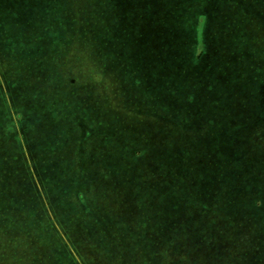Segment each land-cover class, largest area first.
Segmentation results:
<instances>
[{"label": "trees", "instance_id": "1", "mask_svg": "<svg viewBox=\"0 0 264 264\" xmlns=\"http://www.w3.org/2000/svg\"><path fill=\"white\" fill-rule=\"evenodd\" d=\"M79 1L56 0L64 11L59 6L55 9L63 16L51 19L48 1L38 0L39 10L47 12H40L41 19L29 29L18 15L20 10L15 4L20 3L0 0V264H238L234 261H243L244 253L238 252L243 251L241 246L253 242L251 249H258L260 243L264 244V236L258 232L264 230V75L260 74L259 78L263 88L257 96L261 100L256 112H252L254 105H250L255 96L244 100L248 91L218 85L230 58H236V64L246 70L244 61L252 53L245 51L251 45L252 35L219 19L224 26L218 30L228 33L226 38L230 35L223 42L232 43L215 46L211 40L216 32L211 33L207 23L202 28L204 16L214 26L212 14L202 8L193 12L191 5L184 6L173 0H147L146 4L137 6V0ZM259 10L264 8L251 7L248 13ZM65 17L67 22L63 23ZM62 25L66 26L62 28ZM39 26L44 29H38ZM235 34H238L237 40ZM146 50L151 55L164 52L172 56L168 62L170 69L163 70L162 62L151 68L153 73L147 79L152 94L160 99L165 95L171 109L177 106L184 116L180 125L176 116L167 123L171 134H182L177 135L176 148L171 147L174 134L164 143L161 154L166 156L161 163L165 167H180L185 156L200 155L204 146L198 131L208 127V118L213 122L209 125V143L213 150L207 152L203 165L213 167L214 180L208 181L212 172L204 170L203 180L196 178L194 182L197 191L183 173L184 201L180 208L170 209L168 205L163 208L165 220L158 222L163 225L164 236H153L152 240L143 231L129 226L133 219L142 220L135 214L134 218L126 212L115 219L101 214L87 217L88 210L94 208L99 212V209L94 201L89 204L90 190L79 185L85 168L81 154H73V161L64 154L70 134L66 137L60 134L53 140L42 139L39 143L32 136L30 122L32 116H41L43 111L52 116L53 103L50 101L45 108L43 92L51 81L65 89L72 88L71 98L77 97L79 90L89 103L96 102L93 84L97 79L91 74L96 68L89 67L86 71L84 62L94 59L99 66L109 64L107 70L124 87L128 74L144 69L140 65L133 67L134 61L128 60L138 58ZM204 61L211 62L198 81L189 74L196 64ZM213 63L216 64L214 73ZM261 68L263 71L264 65ZM161 78L165 79L162 84ZM211 79L216 84L214 90L204 88L197 92L193 88L199 82L211 84ZM134 87V92L139 94L140 85ZM160 88L164 90L159 91ZM208 92L216 104L213 117L211 112L204 113V108L192 122V106L209 104ZM127 96L129 100L139 101ZM239 99L246 102L236 111L235 101ZM181 102L183 106L179 107ZM241 110L245 116L230 120L231 115ZM11 135L16 137L15 143ZM86 135H94L88 127ZM251 137L255 142L249 141ZM87 181L92 195L100 197L102 192L91 186L88 171ZM70 188L75 190L72 192ZM66 194L71 197L72 211L66 209L67 204L63 205ZM204 197H210L215 205L228 203L229 216L222 219L217 212L208 221V216L202 213L208 206L195 208L193 205L194 199ZM243 198L248 200L238 206V200ZM153 202L157 207L161 199ZM136 212L142 215L135 207ZM181 212L193 224L192 229L181 231L183 244L176 241L177 218ZM248 212L253 215L249 216Z\"/></svg>", "mask_w": 264, "mask_h": 264}, {"label": "rangeland", "instance_id": "2", "mask_svg": "<svg viewBox=\"0 0 264 264\" xmlns=\"http://www.w3.org/2000/svg\"><path fill=\"white\" fill-rule=\"evenodd\" d=\"M27 1L28 0H15L16 3H20V5H15L19 8L18 10H20V14L18 13V15L21 16V19H24L21 21L23 22L22 24L32 29L30 26L36 24L41 19L40 12L44 13L47 11L39 10L37 4L38 0H35L33 4H29ZM47 1L53 14L51 19L59 15L62 17L63 14L61 12L64 11V9L60 8L56 0ZM71 1L72 0H67L68 3H72ZM176 1L184 6L191 5L193 12L202 8L205 9V11L208 10L209 13L212 14L214 26H212V20L207 22L208 17L204 16L202 18V28L203 25L205 27L207 23L210 32H216L211 40L215 46L221 43H232L231 41L223 42L230 39V35L226 38L228 33H223V30H218V28L224 26L219 19H223L225 23H230L234 27H241L247 35H252L250 39L251 45L247 47L245 51V53H247V50H249L252 53V57L244 61L246 70L241 69L242 67L236 64V58H230V60H228L229 62H224L226 63L225 73L224 75L222 74V82L218 86L221 88H241L248 91L245 94L244 100L255 96V99L252 100L253 102L250 105H254L252 112H256L261 100V96H257L261 94V89L263 88V85L260 83L261 79L259 78H261L260 74L264 75V70L262 71L261 68V65H264V11L259 10L256 11L257 13H248V11H251V7L264 8V0H240L238 3H236L235 0H226L225 5L222 4L224 0H173L175 3ZM201 1L203 2L201 3ZM146 2L147 0H137L135 6L138 4H146ZM78 3L81 2L78 0ZM240 4L245 5L240 6ZM56 7H58L61 12L57 11L55 9ZM72 11L75 12L74 9H72ZM195 16V20H197L198 15ZM147 19L148 17L145 18L144 21ZM65 22H67L66 17L63 19V23ZM119 22H121V20H119ZM64 26L66 25H62V28ZM42 28V26H39L38 29ZM235 37V40H237L238 34H235ZM137 56L138 58L135 59L138 60V62H136L135 59H129L128 61H134L132 63L133 67L134 65L135 67L140 65L144 69L137 74L131 73V76L128 74L125 79L127 86L124 87L123 84L119 83L118 78L116 76L112 77L107 70L109 64H101V66H99L97 61V64H95L94 59L84 62L86 71L90 70L89 67L96 68L94 73H91L97 79L96 83L93 84L96 86L95 90L98 98L96 102L89 103V100L84 97L79 90H76L77 97L71 98L73 97L71 95L72 88L65 89L63 85L51 81L48 86L43 88V92L47 104L45 108H48L50 101L53 103L52 116L45 114V111H43L41 116H32L30 122L32 136L39 143L42 142V139L45 141L47 139L53 140L59 137L60 134L63 137H66L67 133L70 134V142L66 145L64 154H66L65 156L69 161H73L71 157L73 154L76 155L77 153L79 156L81 154L80 160L84 163L83 165L85 168L84 172L82 171L80 175L79 185L90 190L91 196L89 198V204L94 201L99 209V212H96L93 208L92 210H94V213L92 210H88L86 214L87 217H97L101 214L104 218L110 217L115 219V217H119L120 215L124 216V212H126V214H130L131 217L134 218L135 214L141 217L142 220L139 219L137 221L133 219L129 226L133 227L135 231H143L147 235L146 238L152 240L153 236L159 238H163L164 236L163 225L159 223H163L165 220V211L163 208H165L166 205H168L170 209H175L177 206L180 208L184 201L183 194L185 192V187L181 182V175L183 173L187 176L188 184L197 191L199 189L194 182L196 178H198V181L203 180L201 174L204 170L212 172L207 180H214L213 171L211 170L213 167H207V164L203 165L207 152L213 150L212 145L209 143L211 140V127L209 125L213 122H211V118H208V127H203L202 132L200 129L198 131V137L201 136L204 146V150L200 155L192 153L185 156L182 161V166L180 167L172 168L169 167V165L165 167V163L161 162L162 159L165 160L166 155L164 153L165 156L161 154V148H164V143L173 134L174 136L172 137H174V139H172L171 147L176 148L177 135L182 134L179 132L171 134L167 128V123L170 118L176 116L179 121L178 124L180 125L183 122L184 116L182 115L183 113L178 110L177 106L171 109V105L169 104L170 101L165 95L160 99L156 94H152L153 92L150 90L147 76L151 75L150 72L153 73L151 71L152 67H156L157 65L160 66L162 62L163 70L170 69L168 62L172 56L164 52L151 55V52L149 53L148 50H146L144 54ZM75 59L79 60L77 58ZM182 61L180 60L179 62L182 63ZM210 62L211 61H204L196 64L193 67L194 70L191 71L189 75L193 78H197L199 81V75L206 73L207 66ZM215 68L216 64L213 63V73ZM156 77L158 78L159 76L157 75ZM164 81L165 79L161 78L159 83L162 84ZM175 81L177 80L173 79V82ZM84 82L87 81L85 80ZM240 82H243V85H239ZM191 83L194 85V82ZM137 84L140 85L139 94L134 92V86ZM215 87L216 84H212L211 79V84H201V82H199V84L195 85L193 88L198 92L199 90H204V88L207 90H214ZM163 90V88L159 89V91ZM160 93L162 94V92ZM135 94H137L138 97H135ZM127 95L139 101L129 100ZM208 95L207 103L209 104L205 106H192L194 108L193 111H191V115L193 116L192 122L196 120V114L199 113V115H201V111H203L204 108V113L208 115L211 112L213 117L216 104L214 99L210 98V92H208ZM223 96L225 95L223 94ZM227 96H231V94H227ZM174 98L177 102L178 95L175 94ZM202 102H204V99ZM245 102L246 101L243 102L242 99H239L238 102L235 101L236 106L234 109L238 111L245 105ZM69 104L70 106L65 107ZM182 106L183 103L181 102L179 107ZM195 109L199 110L196 111ZM242 116H245V113L241 110L231 115L229 118L230 120H238L241 119ZM200 124H203L202 121ZM87 127L94 135H86ZM198 128H200V126H198ZM10 137L12 142L15 143L16 137L14 135ZM249 141L255 142V139L251 137ZM134 154L138 157H135ZM87 162L89 163L88 166ZM87 171L89 172V182L91 186L98 187L101 190L102 193L100 197L92 195V189L87 181ZM262 185L264 186V183H262ZM69 190L73 192L75 188H70ZM66 196L67 197L63 200V205L67 204V206H65L66 209L72 211L70 205L71 197L67 194ZM160 199L161 202L160 204L158 202L156 207L153 200L159 201ZM247 200L248 199L242 201L238 200L237 205H244ZM133 205H135L138 211L142 212V215H139L137 212L134 213L135 207L132 208ZM193 205L195 208L208 206V209H204L202 212L203 215L208 216V221L214 219L217 212L221 213L222 219H225L230 214L229 206H227L228 203H217V205H215L210 197H204L202 200L194 199ZM86 208L88 209L87 206ZM129 209H131V211H129ZM247 214L249 216L253 215L252 212H248ZM194 215L196 216L197 214L194 213ZM184 216L185 215L181 212L179 213V218H177L179 220V231H176V241L180 244H183L184 241L181 232L183 228H193L191 220L184 219ZM183 222H185V225H182ZM122 228H125V226ZM258 232L261 236H264V230H258ZM252 244L253 242L247 243L241 246L243 251L238 250V252L244 253L243 261H233L238 264H264V244L262 245L260 243L258 249H251ZM191 252H195L193 248Z\"/></svg>", "mask_w": 264, "mask_h": 264}]
</instances>
